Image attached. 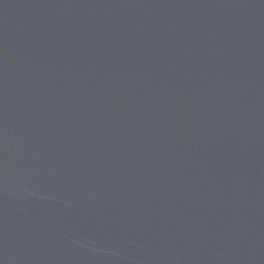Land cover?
I'll return each mask as SVG.
<instances>
[{"label": "water", "instance_id": "1", "mask_svg": "<svg viewBox=\"0 0 264 264\" xmlns=\"http://www.w3.org/2000/svg\"><path fill=\"white\" fill-rule=\"evenodd\" d=\"M0 264H264V0H0Z\"/></svg>", "mask_w": 264, "mask_h": 264}]
</instances>
